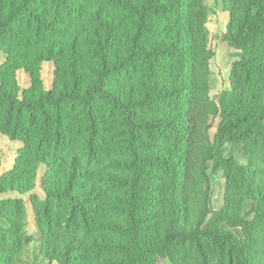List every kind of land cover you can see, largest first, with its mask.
<instances>
[{"label": "trees", "instance_id": "16d2710c", "mask_svg": "<svg viewBox=\"0 0 264 264\" xmlns=\"http://www.w3.org/2000/svg\"><path fill=\"white\" fill-rule=\"evenodd\" d=\"M204 1L0 0V39H14L2 42L0 130L28 142L20 162L34 171L0 193H28L40 165L51 171L41 213L52 262L264 264V0H227V39L242 55L213 145ZM50 62L57 81L45 91ZM18 71L30 90L19 92ZM228 142L247 165L222 158ZM208 163L227 180L216 213Z\"/></svg>", "mask_w": 264, "mask_h": 264}, {"label": "rangeland", "instance_id": "374dc122", "mask_svg": "<svg viewBox=\"0 0 264 264\" xmlns=\"http://www.w3.org/2000/svg\"><path fill=\"white\" fill-rule=\"evenodd\" d=\"M204 6L207 14L205 29L207 32V46L211 57L208 63V98L212 112L207 129L204 134L209 144L215 143L217 127L221 122V103L223 98L229 94L234 83L233 72L240 60L242 51L236 49L227 39L229 25L231 23L227 0H205ZM44 12H47L43 7ZM19 28L26 22L20 21ZM18 32V31H17ZM13 43V38L5 36L0 39V76L7 71L9 63L8 56L2 49V42ZM55 63H42L40 65L39 81L45 91L53 89L57 81ZM19 92L30 90L33 79L23 71L13 74ZM113 83L122 84V80L114 79ZM29 145L27 141L13 139L0 130V186L8 180H17L20 177L33 176V170H28V163H21L22 157H27ZM220 155L226 161L232 160L239 165L248 164L247 157L242 144L236 142L225 143L220 150ZM209 178V208L216 213L227 204V180L224 172L213 170L211 163L206 165ZM99 166L93 173L103 172ZM44 165L35 170L32 186L28 193H17L7 191L0 193V210H4L0 217V236L11 240L12 245L8 249L0 248V264H57L42 253V245L46 241L47 233L42 221V203L45 200L44 185L47 174ZM251 205L242 208V214L253 220ZM210 218V217H209ZM226 231L232 232L238 239H243L239 229L224 227ZM60 232V230H58ZM163 264H170L165 261Z\"/></svg>", "mask_w": 264, "mask_h": 264}]
</instances>
